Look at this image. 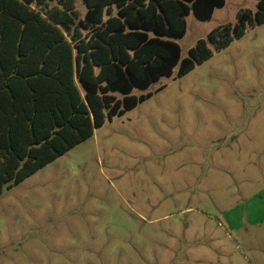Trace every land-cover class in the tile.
I'll use <instances>...</instances> for the list:
<instances>
[{
  "label": "rangeland",
  "instance_id": "rangeland-1",
  "mask_svg": "<svg viewBox=\"0 0 264 264\" xmlns=\"http://www.w3.org/2000/svg\"><path fill=\"white\" fill-rule=\"evenodd\" d=\"M247 10L257 0H226L207 21L191 12L182 57ZM176 72L4 189L0 264H264V24Z\"/></svg>",
  "mask_w": 264,
  "mask_h": 264
},
{
  "label": "trees",
  "instance_id": "trees-1",
  "mask_svg": "<svg viewBox=\"0 0 264 264\" xmlns=\"http://www.w3.org/2000/svg\"><path fill=\"white\" fill-rule=\"evenodd\" d=\"M50 1L0 0V195L153 95L139 90L175 69L185 76L264 24L257 0L183 58L175 39L186 17L210 20L226 0H83L84 18L77 0Z\"/></svg>",
  "mask_w": 264,
  "mask_h": 264
}]
</instances>
